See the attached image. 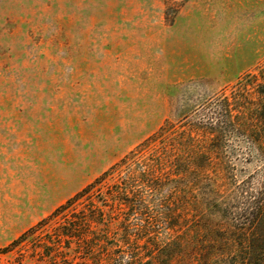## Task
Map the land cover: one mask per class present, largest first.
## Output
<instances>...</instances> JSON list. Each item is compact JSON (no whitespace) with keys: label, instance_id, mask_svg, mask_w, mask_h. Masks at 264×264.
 <instances>
[{"label":"rangeland","instance_id":"374dc122","mask_svg":"<svg viewBox=\"0 0 264 264\" xmlns=\"http://www.w3.org/2000/svg\"><path fill=\"white\" fill-rule=\"evenodd\" d=\"M263 67L264 0H0V264H250Z\"/></svg>","mask_w":264,"mask_h":264},{"label":"trees","instance_id":"16d2710c","mask_svg":"<svg viewBox=\"0 0 264 264\" xmlns=\"http://www.w3.org/2000/svg\"><path fill=\"white\" fill-rule=\"evenodd\" d=\"M247 80H251L250 84L248 85H253L254 86V90H257V93L261 96L260 97V101L261 104L259 103L258 105H254L253 108L255 111V113H253L254 117L253 120H256L257 122H259L260 126L259 129L257 128L256 130H246L244 128V126L242 125L241 127L243 128V133L246 136H253V139L258 142V143H262V141H264V67L260 68L259 72L257 74H249L247 75ZM245 85V84H243ZM237 102H240V105H236L239 106V108L241 109H245L247 111L249 110V107L246 106L245 104H243V96H239L238 98H236ZM240 99V100H238ZM242 100V102H241ZM252 108V109H253ZM224 130V129H223ZM221 131V130H220ZM214 135H219L221 134V132H213ZM188 167L186 166V163H184L183 161L179 162L175 167H174V174L176 176H178L179 179L184 178V174L186 175V173L188 172ZM179 187H182L181 185ZM85 192V191H84ZM80 194H78L77 196H75L72 200H70L66 206H63L62 209H68V206L71 205V203L73 201L76 200V198L79 196ZM65 237L67 238H73L75 236H73V233H68V232H64ZM27 237V233L24 234L22 237H20L17 241H15L13 243V245H16L20 242H22V240H24ZM262 238H259L258 240V244L257 246H255L256 249H254V253H253V258L250 262V264H264V235H261Z\"/></svg>","mask_w":264,"mask_h":264}]
</instances>
